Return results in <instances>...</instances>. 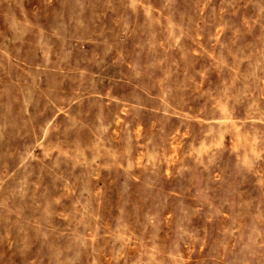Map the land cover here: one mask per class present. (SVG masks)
Masks as SVG:
<instances>
[{"label":"rangeland","instance_id":"rangeland-1","mask_svg":"<svg viewBox=\"0 0 264 264\" xmlns=\"http://www.w3.org/2000/svg\"><path fill=\"white\" fill-rule=\"evenodd\" d=\"M0 264H264V0H0Z\"/></svg>","mask_w":264,"mask_h":264}]
</instances>
